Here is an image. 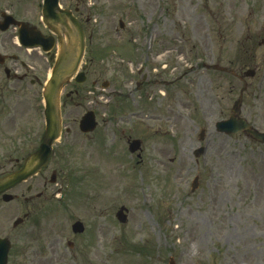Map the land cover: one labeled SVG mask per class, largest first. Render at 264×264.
Here are the masks:
<instances>
[{
  "label": "rangeland",
  "instance_id": "obj_1",
  "mask_svg": "<svg viewBox=\"0 0 264 264\" xmlns=\"http://www.w3.org/2000/svg\"><path fill=\"white\" fill-rule=\"evenodd\" d=\"M59 1L83 26L86 79L62 109L54 162L0 201L5 229L35 220L16 229L10 263L264 264V145L214 128L241 98V115L264 132V0ZM42 2L0 7L35 21ZM17 46L0 47V169L37 147L45 128L50 64ZM22 62L27 80L9 81L4 70L22 74ZM87 111L98 125L83 135Z\"/></svg>",
  "mask_w": 264,
  "mask_h": 264
},
{
  "label": "water",
  "instance_id": "obj_2",
  "mask_svg": "<svg viewBox=\"0 0 264 264\" xmlns=\"http://www.w3.org/2000/svg\"><path fill=\"white\" fill-rule=\"evenodd\" d=\"M58 8L57 0H45L44 4V18L46 23L51 26L55 23H61L65 27L64 16L65 12H60L58 17L54 14V10ZM54 18V19H53ZM72 28H68L67 46H63L60 56L54 64L51 72V76L44 87L43 100H44V118H45V132L42 138V143L39 149L29 156L23 163V166L0 179V193L14 187L15 185L25 181L30 176L34 175L42 166L47 163V159L50 155L51 144L59 135L60 131V119H59V105L58 96L59 91L63 83L71 77L77 70L81 56L83 55L84 36L79 24L71 22ZM25 45V41L23 40ZM27 43V42H26ZM47 49V48H45ZM43 49V50H45ZM78 82H83L84 78L82 74H79ZM240 99L237 100L232 108V114L226 121H220L216 123V130L223 133H237L244 132L251 138L264 143V133H260L257 130L250 128L247 122L239 118L240 112ZM80 130L83 132L92 131L95 127L93 115L91 113L86 114L80 121ZM139 142L134 141L130 144V152L133 153L138 149ZM197 155V153H196ZM117 218L120 222H125V215L123 210L118 211ZM80 224L73 226V231H80ZM8 246H1L0 244V264H6Z\"/></svg>",
  "mask_w": 264,
  "mask_h": 264
},
{
  "label": "flooded vegetation",
  "instance_id": "obj_3",
  "mask_svg": "<svg viewBox=\"0 0 264 264\" xmlns=\"http://www.w3.org/2000/svg\"><path fill=\"white\" fill-rule=\"evenodd\" d=\"M2 10L5 11V12H8V15H9L8 18H6L5 16L2 15V13H3ZM23 17H24V15L20 16L19 14H15V10H14V7H13L12 3H10L8 5H3V7H0V19H2V20H0V22L3 25L7 24V26H8L5 31H0V46L5 45L7 40L12 39L13 41H16L19 38L21 39L22 35H23L22 34L23 32L20 33L22 27H23V29L26 28V29L32 31V33L29 34L30 35L29 37H32L33 35H36L37 32H40V34H42L45 37L51 35V30L43 22L42 6H41V14H40V16L38 18H36L35 21L29 20L28 17H25V18H23ZM14 20L19 22L20 25H16V27H13L12 25L15 24ZM27 39L28 38H26V40ZM55 39H56V41H58L57 36H55ZM32 83H33V81H32ZM77 87L78 86H77V84L74 83V81H71L68 85H66L63 88V95H64L63 101L71 102L72 99L70 98V96L74 95V93H78ZM25 157L20 159V160L16 159V161H15L16 163H14L12 167H16V166L18 167L19 164L21 163V161H23L25 159ZM10 169H5V167L3 166L0 169V170H2V173H0V178L3 177L4 175H6L9 171H11ZM45 170H46L45 168L42 169L39 172V174H37V175H42V173L45 172ZM55 177H56V180H57L58 175L56 173H55ZM51 185H54V184H51ZM40 197H41V194H37L36 199H39ZM29 198H30L29 200L33 199V197H29ZM23 200H25V199H23ZM0 201H1V196H0ZM24 220L29 222V219L25 218V219L19 221L18 225H16V226H14L12 224V227L14 229H12V228H6L5 229L3 227V223L0 222V239L8 240L9 244H10V250L8 252V258H7V264H11L10 263L11 259H12L11 258V250H12V241H13L14 234H16L15 232H17V233L20 232V231H16V229L18 228L19 225L23 224ZM33 225L34 224L32 223V226ZM83 234L73 235L74 236V241L75 242H79V240L82 238L81 236ZM74 246H75V244L73 245V247Z\"/></svg>",
  "mask_w": 264,
  "mask_h": 264
}]
</instances>
